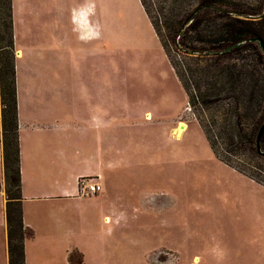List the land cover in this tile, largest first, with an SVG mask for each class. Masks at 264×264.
I'll return each instance as SVG.
<instances>
[{
    "label": "rangeland",
    "instance_id": "obj_1",
    "mask_svg": "<svg viewBox=\"0 0 264 264\" xmlns=\"http://www.w3.org/2000/svg\"><path fill=\"white\" fill-rule=\"evenodd\" d=\"M41 3L50 9L49 19H60L67 37L68 76L83 70L89 84L97 80L103 94L97 102L114 103L115 146L153 150L142 163L132 159L113 170L103 181V198L84 200L81 209L88 214L73 227V239L84 244L86 264H264V187L213 154L140 0ZM20 5L25 15L26 0ZM73 9L98 19V41L78 37ZM57 43L52 47L60 54ZM22 47L25 68L29 45ZM82 181L81 189L91 179ZM69 252L75 255L72 262L67 255L68 264L83 262L79 251ZM50 254L64 264L60 252Z\"/></svg>",
    "mask_w": 264,
    "mask_h": 264
},
{
    "label": "crops",
    "instance_id": "obj_2",
    "mask_svg": "<svg viewBox=\"0 0 264 264\" xmlns=\"http://www.w3.org/2000/svg\"><path fill=\"white\" fill-rule=\"evenodd\" d=\"M20 2L12 0L23 218L25 225L35 232V237L26 241V264H55L50 254L53 251L60 252L63 263L68 264L71 247L82 254V264H86L88 255L84 244L73 239V227L81 223L82 215L88 214L81 209L84 200L94 196V200L103 198L106 195L103 181L113 170L130 164L132 159L142 163L146 153L153 150L115 146L114 103L97 102L103 95L97 80L89 84L83 70L75 68L74 77L68 76V62L63 54L68 41L67 37L63 38L60 19H49L50 9L45 8L41 0H26L24 15ZM53 10L61 16V9L53 7ZM72 12V25L78 37L98 41V19L93 22L86 9H73ZM51 28L55 30L52 34L47 31ZM53 40L58 41V48H63L60 54L52 47ZM24 43L29 45V52L26 67L22 68ZM37 44L44 46L42 49L34 47ZM72 51L76 62L77 49ZM1 115L0 103V264H9ZM126 116L127 113L123 117ZM83 144L92 145V148L85 150ZM83 178L99 182L103 193L80 195ZM109 218L106 215L101 221L106 224ZM174 250L181 258V252Z\"/></svg>",
    "mask_w": 264,
    "mask_h": 264
},
{
    "label": "trees",
    "instance_id": "obj_3",
    "mask_svg": "<svg viewBox=\"0 0 264 264\" xmlns=\"http://www.w3.org/2000/svg\"><path fill=\"white\" fill-rule=\"evenodd\" d=\"M140 2L215 156L264 187V0ZM0 94L9 264H26L12 0H0Z\"/></svg>",
    "mask_w": 264,
    "mask_h": 264
},
{
    "label": "built area",
    "instance_id": "obj_4",
    "mask_svg": "<svg viewBox=\"0 0 264 264\" xmlns=\"http://www.w3.org/2000/svg\"><path fill=\"white\" fill-rule=\"evenodd\" d=\"M102 192V185L97 181H88L82 189L80 188V195L94 196Z\"/></svg>",
    "mask_w": 264,
    "mask_h": 264
},
{
    "label": "water",
    "instance_id": "obj_5",
    "mask_svg": "<svg viewBox=\"0 0 264 264\" xmlns=\"http://www.w3.org/2000/svg\"><path fill=\"white\" fill-rule=\"evenodd\" d=\"M262 46H263V48H264V42H262ZM263 132H264V124H263V126H262V128H261V130H260V133H259V142H260V139H261V137H262Z\"/></svg>",
    "mask_w": 264,
    "mask_h": 264
},
{
    "label": "clouds",
    "instance_id": "obj_6",
    "mask_svg": "<svg viewBox=\"0 0 264 264\" xmlns=\"http://www.w3.org/2000/svg\"><path fill=\"white\" fill-rule=\"evenodd\" d=\"M96 35H98V33ZM88 38L90 37L81 36V39H88Z\"/></svg>",
    "mask_w": 264,
    "mask_h": 264
},
{
    "label": "bare ground",
    "instance_id": "obj_7",
    "mask_svg": "<svg viewBox=\"0 0 264 264\" xmlns=\"http://www.w3.org/2000/svg\"><path fill=\"white\" fill-rule=\"evenodd\" d=\"M185 129V126L184 125H182V127H181V130H184Z\"/></svg>",
    "mask_w": 264,
    "mask_h": 264
}]
</instances>
